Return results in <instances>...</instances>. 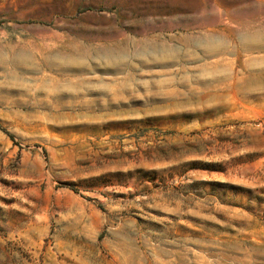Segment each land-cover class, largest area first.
<instances>
[{"label": "rangeland", "instance_id": "374dc122", "mask_svg": "<svg viewBox=\"0 0 264 264\" xmlns=\"http://www.w3.org/2000/svg\"><path fill=\"white\" fill-rule=\"evenodd\" d=\"M0 264H264V0H0Z\"/></svg>", "mask_w": 264, "mask_h": 264}, {"label": "bare ground", "instance_id": "6f19581e", "mask_svg": "<svg viewBox=\"0 0 264 264\" xmlns=\"http://www.w3.org/2000/svg\"><path fill=\"white\" fill-rule=\"evenodd\" d=\"M211 45V44H210ZM234 47V46H233ZM206 48V47H205ZM219 49V48H218ZM123 50V49H122ZM210 51V50H209ZM209 53V52H208ZM214 53V52H213ZM118 54V53H117ZM124 54V53H123ZM215 54H216V52H215ZM219 54V53H218ZM212 55V54H211ZM122 61V60H121ZM70 62V61H69ZM163 63V62H162ZM165 63H166V61H165ZM123 64V63H122ZM164 64V63H163ZM167 64V63H166ZM163 66V65H162Z\"/></svg>", "mask_w": 264, "mask_h": 264}]
</instances>
